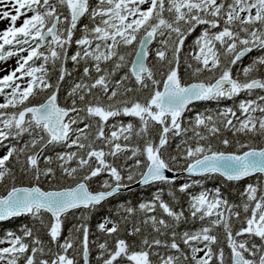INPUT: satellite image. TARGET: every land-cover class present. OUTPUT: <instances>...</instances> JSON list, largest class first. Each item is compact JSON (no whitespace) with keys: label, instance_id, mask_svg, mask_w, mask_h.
I'll return each instance as SVG.
<instances>
[{"label":"snow or ice","instance_id":"6c2138e0","mask_svg":"<svg viewBox=\"0 0 264 264\" xmlns=\"http://www.w3.org/2000/svg\"><path fill=\"white\" fill-rule=\"evenodd\" d=\"M3 21L0 225L32 224L0 236V264H91L65 219L132 184L155 191L98 223L97 264H264V0H0ZM201 101L232 103L189 116ZM250 177L239 203L201 186Z\"/></svg>","mask_w":264,"mask_h":264},{"label":"trees","instance_id":"16d2710c","mask_svg":"<svg viewBox=\"0 0 264 264\" xmlns=\"http://www.w3.org/2000/svg\"><path fill=\"white\" fill-rule=\"evenodd\" d=\"M196 34L194 33L193 36H195ZM192 37L189 38V40L186 43H191ZM256 55H258V53H256L255 51L253 53H251L249 56H246L244 58L243 64L239 65L237 68H234V74L236 71L239 70V68H242L244 66H247V64L250 62L252 57H255ZM69 68L71 69V64H69ZM80 71H82V68L73 73V78L78 77L80 74ZM181 74L184 75V71L183 69L181 70ZM262 75H264V73H262ZM242 78V77H241ZM55 79V76L53 75V80ZM71 79L68 80V84H71ZM68 84H65L62 87L61 90V100H63V98L65 97L66 93L64 91L65 88L68 87ZM241 98H245L242 97ZM239 99V98H238ZM231 101H222L219 104L215 101L212 102H207V101H201V102H196L195 103V107L193 109V112L188 113L189 116L194 115L196 111H211L214 112L219 108H223L225 105H231ZM128 118H125V122H127ZM228 135L230 136L231 134L228 133ZM179 142V138H177L176 140H173L172 143V147L173 149L175 148L176 143ZM119 163V161H118ZM102 179H107V175H103L101 177L95 178L94 181L91 183V187L93 190L98 189L99 187V183L101 182ZM192 177H188L187 175H185L182 180L180 182H192ZM195 179H200L199 177H196ZM259 178L258 177H250L244 181H241L239 183H233V184H228L226 183L222 178H209L207 180H202L201 181V186L203 188L208 189L209 191L214 190L216 187H220L223 191V194L230 200V201H234L236 203L240 202L239 199V194L240 192L243 191L244 186L248 183H255ZM23 183H26V181H21ZM69 183H72L71 181H69ZM179 183V182H178ZM201 186H196L192 189V191L194 192H199L201 190ZM43 187L47 190L49 189V185L48 184H44ZM155 191V189H149V188H145V186H139V187H134L125 191H122L118 196H116L115 198H111L109 201L105 202L102 206L98 207L97 209L89 212L87 210H76L74 213L68 215V217L65 219V223H64V231H63V235H62V239L63 237L68 236L70 230L73 229V226L76 225L77 223L80 222L81 217L84 218V222L87 224V226L89 227V239H90V261L91 264H97V260L96 257L99 254L98 253V248L97 245L99 243L104 242V240L106 239L105 234L101 233L98 231L97 229V225L99 222H102L104 220L105 217H110L113 220H117L119 219L120 216H122L123 213V208L121 207V205H129L131 204L132 206H138V204L140 202H143L147 199H150L151 197V193ZM178 196L180 197L179 203L180 205L183 206V208H187V197L183 196L182 194H178ZM165 200H170V198L167 196V189H165V196H164ZM29 225L31 226L32 221L29 217H20V218H16L13 219L9 222H5L2 225H0V236L3 235L5 230H12L17 232V234H19L20 229L22 228L23 225ZM111 226V225H109ZM199 227V223H192L189 222L188 224H184L181 225L180 228L178 229L179 231H184L185 229H192L195 230L196 228ZM219 238H220V242L223 243V234L222 231H219ZM41 235H43L41 233ZM123 238V236H122ZM166 237H161V239H165ZM133 239V238H130ZM137 242H138V238ZM95 243H92V242ZM69 255H72V250H69ZM226 256H227V249H226ZM79 259V257H77Z\"/></svg>","mask_w":264,"mask_h":264},{"label":"rangeland","instance_id":"374dc122","mask_svg":"<svg viewBox=\"0 0 264 264\" xmlns=\"http://www.w3.org/2000/svg\"><path fill=\"white\" fill-rule=\"evenodd\" d=\"M22 19H23V18H21L20 21H17V26H19V25L22 23ZM7 23H8V21L0 22V29L5 28L6 25H7ZM9 63L11 64L12 67H15V65H16V61H15V59H12L11 61H9ZM4 74H6V73H4V72H0V76H2V75H4ZM0 102H3L2 99H0ZM3 154H4V151H3V150H0V155H3ZM201 255H202V253H201Z\"/></svg>","mask_w":264,"mask_h":264},{"label":"water","instance_id":"95a60500","mask_svg":"<svg viewBox=\"0 0 264 264\" xmlns=\"http://www.w3.org/2000/svg\"><path fill=\"white\" fill-rule=\"evenodd\" d=\"M170 175H171V174H170ZM139 186H142V185L132 184L131 187L128 188V189H131V188H134V187H139ZM128 189H124L123 191L128 190Z\"/></svg>","mask_w":264,"mask_h":264}]
</instances>
